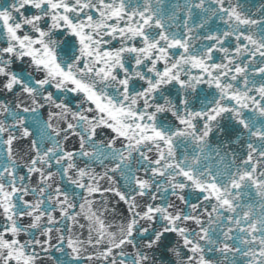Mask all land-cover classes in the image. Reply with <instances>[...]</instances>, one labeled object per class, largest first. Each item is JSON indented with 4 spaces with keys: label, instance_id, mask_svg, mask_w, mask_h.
<instances>
[{
    "label": "snow or ice",
    "instance_id": "1",
    "mask_svg": "<svg viewBox=\"0 0 264 264\" xmlns=\"http://www.w3.org/2000/svg\"><path fill=\"white\" fill-rule=\"evenodd\" d=\"M0 264H264V0L0 3Z\"/></svg>",
    "mask_w": 264,
    "mask_h": 264
}]
</instances>
